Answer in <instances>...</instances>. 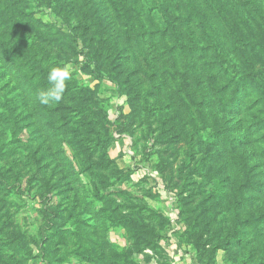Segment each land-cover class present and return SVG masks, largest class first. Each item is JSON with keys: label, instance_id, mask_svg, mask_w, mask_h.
Listing matches in <instances>:
<instances>
[{"label": "rangeland", "instance_id": "rangeland-1", "mask_svg": "<svg viewBox=\"0 0 264 264\" xmlns=\"http://www.w3.org/2000/svg\"><path fill=\"white\" fill-rule=\"evenodd\" d=\"M106 239L264 264V0H0V264H103Z\"/></svg>", "mask_w": 264, "mask_h": 264}, {"label": "clouds", "instance_id": "clouds-1", "mask_svg": "<svg viewBox=\"0 0 264 264\" xmlns=\"http://www.w3.org/2000/svg\"><path fill=\"white\" fill-rule=\"evenodd\" d=\"M70 74L66 67H53L47 75L48 87L38 92L37 99L41 105L59 103L66 92Z\"/></svg>", "mask_w": 264, "mask_h": 264}, {"label": "trees", "instance_id": "trees-1", "mask_svg": "<svg viewBox=\"0 0 264 264\" xmlns=\"http://www.w3.org/2000/svg\"><path fill=\"white\" fill-rule=\"evenodd\" d=\"M91 175H94V173H91ZM101 186H102L101 183H98V185H94L93 192H95V195L98 194L99 198L110 199V198H108V196L110 194H112L113 192L110 193V191H105L104 190V188H105L104 186H106V183H104L103 188ZM101 188L103 189V192H100ZM81 194L82 193H78L77 195H81ZM119 209L120 208H118V210L116 211L117 213L119 212ZM119 222L123 223L122 226H124V227H127V225H128V226H131L132 228H137L135 225L131 224V222L127 223L126 225H124V223H125L124 221H120L119 220ZM141 226L148 227L145 224H142ZM138 231L140 232V230H138ZM62 232H68V231L67 230H62ZM72 232H70V233L72 234ZM132 232H135V231H132ZM150 232L153 234V229H150ZM135 236H138L137 238L140 239V235L133 234V233L131 235H128V238L132 240ZM106 242L108 244L107 247L109 249V251L107 253L110 255V257H107L106 260H103V264H137L134 259H130V250H129V248H123L121 250H118V249L114 248L113 244L109 240L106 239ZM107 247H106V249H107ZM92 256H93L94 259H96L95 255H92ZM95 264H98V263H95Z\"/></svg>", "mask_w": 264, "mask_h": 264}, {"label": "crops", "instance_id": "crops-1", "mask_svg": "<svg viewBox=\"0 0 264 264\" xmlns=\"http://www.w3.org/2000/svg\"><path fill=\"white\" fill-rule=\"evenodd\" d=\"M162 245L164 254L172 260L173 264H198L194 253L189 249H177L176 247L167 245V243Z\"/></svg>", "mask_w": 264, "mask_h": 264}]
</instances>
